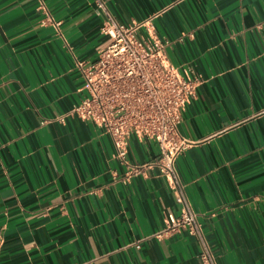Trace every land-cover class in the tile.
Segmentation results:
<instances>
[{
    "label": "crops",
    "instance_id": "crops-1",
    "mask_svg": "<svg viewBox=\"0 0 264 264\" xmlns=\"http://www.w3.org/2000/svg\"><path fill=\"white\" fill-rule=\"evenodd\" d=\"M105 1L121 24L152 18L172 64L202 79L177 170L217 263L264 264V0ZM97 10L0 0V264H201L196 237H153L181 210L160 170L129 176L111 137L69 115L85 96L76 62L105 41ZM128 149L135 164L159 155L136 136Z\"/></svg>",
    "mask_w": 264,
    "mask_h": 264
},
{
    "label": "built area",
    "instance_id": "built-area-1",
    "mask_svg": "<svg viewBox=\"0 0 264 264\" xmlns=\"http://www.w3.org/2000/svg\"><path fill=\"white\" fill-rule=\"evenodd\" d=\"M97 7L98 14L104 17L105 41L95 61L76 62L83 76L85 96L69 115L92 122L111 137L115 156L127 166L129 176L143 175L156 167L166 177L181 210L179 215L169 213L165 227L153 237H196L202 246L201 264H218L177 170V159L188 145L179 132L182 112L203 81L183 74L172 64L167 54L169 42L151 33L152 18L124 25L115 19L105 0H97ZM44 10L47 12L45 7ZM143 29L149 32L148 37L140 35ZM132 136L156 142L158 157L150 163H131L128 142Z\"/></svg>",
    "mask_w": 264,
    "mask_h": 264
}]
</instances>
